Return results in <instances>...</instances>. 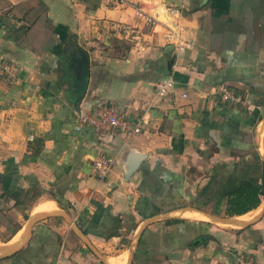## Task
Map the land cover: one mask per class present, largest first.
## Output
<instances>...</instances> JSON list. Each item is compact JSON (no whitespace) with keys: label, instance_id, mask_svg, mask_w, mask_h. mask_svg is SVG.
Returning a JSON list of instances; mask_svg holds the SVG:
<instances>
[{"label":"crops","instance_id":"0c3cea01","mask_svg":"<svg viewBox=\"0 0 264 264\" xmlns=\"http://www.w3.org/2000/svg\"><path fill=\"white\" fill-rule=\"evenodd\" d=\"M0 63V264H264V0H0ZM105 108L143 132L79 123ZM241 186L259 204L228 217Z\"/></svg>","mask_w":264,"mask_h":264},{"label":"built area","instance_id":"2783aa9c","mask_svg":"<svg viewBox=\"0 0 264 264\" xmlns=\"http://www.w3.org/2000/svg\"><path fill=\"white\" fill-rule=\"evenodd\" d=\"M74 1V0H68ZM119 4H124L126 0H115ZM169 15L175 17L179 14L177 9L171 8L168 10ZM136 15L142 17L144 21L151 25H156V19L145 15L140 9H137ZM168 24V23H167ZM167 30V38L173 39L175 41V50L183 52L188 47V42L183 40L180 37L182 35V28L178 24H174L172 27L166 25ZM13 68L9 63H0V80L10 81L13 77ZM174 82L172 78L168 77L164 79L162 82H159L155 86V94L156 98L166 97L168 94L172 93L174 90ZM186 97L185 94L182 95ZM210 99L219 100L224 103H231L234 105L240 106L243 110H246L248 107V102L243 96L237 93V91L228 85H219L216 87H212L209 90V94L207 95ZM79 123L81 124H90V125H98L101 127H105L108 129H114L119 134H121L124 138H129L135 135H139L143 132V117L136 116L134 118H129L125 115H118L115 111L109 108H105L97 118H87L82 117L79 119ZM114 165V158L112 157H101L94 161V172L98 179L103 180L108 177L109 173L112 170ZM235 264H250L249 260L244 259L243 257H239L236 260Z\"/></svg>","mask_w":264,"mask_h":264},{"label":"trees","instance_id":"16d2710c","mask_svg":"<svg viewBox=\"0 0 264 264\" xmlns=\"http://www.w3.org/2000/svg\"><path fill=\"white\" fill-rule=\"evenodd\" d=\"M33 141V139H29L28 145ZM35 141L38 142V140ZM260 195L261 192L258 188L241 186L239 188V194L237 195L238 198L228 200L226 215L228 217L232 216V212L236 215H240L254 209L259 204Z\"/></svg>","mask_w":264,"mask_h":264},{"label":"water","instance_id":"95a60500","mask_svg":"<svg viewBox=\"0 0 264 264\" xmlns=\"http://www.w3.org/2000/svg\"><path fill=\"white\" fill-rule=\"evenodd\" d=\"M143 159L144 158L142 156L133 152L128 153L125 159L127 165V172L125 174L126 179H128L133 173L137 171L139 164Z\"/></svg>","mask_w":264,"mask_h":264},{"label":"bare ground","instance_id":"6f19581e","mask_svg":"<svg viewBox=\"0 0 264 264\" xmlns=\"http://www.w3.org/2000/svg\"><path fill=\"white\" fill-rule=\"evenodd\" d=\"M179 213V212H178ZM179 215V214H178ZM183 216L185 217H190V218H200L201 216H199L198 214H194V213H186L183 214Z\"/></svg>","mask_w":264,"mask_h":264}]
</instances>
